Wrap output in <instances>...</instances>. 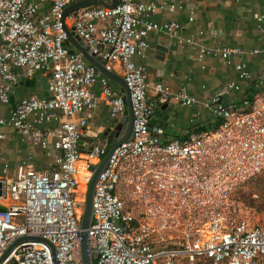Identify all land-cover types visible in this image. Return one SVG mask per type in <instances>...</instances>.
Masks as SVG:
<instances>
[{"label":"built area","instance_id":"obj_1","mask_svg":"<svg viewBox=\"0 0 264 264\" xmlns=\"http://www.w3.org/2000/svg\"><path fill=\"white\" fill-rule=\"evenodd\" d=\"M68 1L0 0V103L10 106L21 77L38 73L47 78L51 94L24 97L7 118H0V142L7 138L3 129L10 127L52 158L50 169L42 172L29 155L14 178L5 165L0 205L2 200L11 204L0 211V258L23 237L46 238L57 252L54 257L44 242H23L2 264H83L80 223L90 168L99 166L108 151L104 141L91 152L84 142L82 151L88 121L81 115L94 112L100 100L115 121L125 112L112 80L70 50L65 27L75 30L108 71L120 69L134 113L133 139L114 151L95 188L88 234L98 252L96 264H264V213L260 222L253 221L250 213L256 209L241 196L264 173V63L257 73L245 60L264 51L222 43L207 47L200 39L204 32L181 37L180 23L151 20L156 13L184 10L182 3L119 0L115 8L92 5L64 19ZM195 19L192 11L189 22ZM256 30L264 34V15H257ZM152 33L181 47H197L203 69L206 58L222 59L234 66L239 81L204 100L162 85L151 97L148 68L134 58L146 56ZM98 83L100 94L94 91ZM170 100L203 107L212 127L163 140L152 119ZM201 117L197 111L190 122ZM48 123L58 127L42 128Z\"/></svg>","mask_w":264,"mask_h":264},{"label":"crops","instance_id":"obj_2","mask_svg":"<svg viewBox=\"0 0 264 264\" xmlns=\"http://www.w3.org/2000/svg\"><path fill=\"white\" fill-rule=\"evenodd\" d=\"M147 4L161 5L164 2H176L184 5V10L177 13L164 11L151 16L157 23L175 21L182 25L179 31L181 37H200L204 46L212 47L222 43L228 47H238L245 50L260 49L264 51V34L256 30L257 15H264V0H141ZM49 6H44L43 10ZM194 11L196 19L189 22L190 14ZM150 49L145 57H136L137 64L148 68L149 94L155 96L154 88L162 85L170 91L185 90L200 100L208 99L230 82H238L234 66H227L219 58L208 57L205 60L206 69L197 60L198 48L195 46L181 47L177 40L169 39L163 34L152 33L149 37ZM73 52H79L74 45H68ZM238 58L234 62H238ZM251 70L259 72L264 63V53L246 57ZM121 76L117 67L114 71ZM113 82V81H112ZM244 89L246 88L243 82ZM112 87L120 91L118 84L111 83ZM243 89V90H244ZM100 94V84L94 87ZM245 93L238 94L242 96ZM50 97V87L46 77L38 73L32 78L21 77L19 86L15 90L10 106L0 103V118H7L9 112L22 98L28 96ZM164 105L163 120H157V128L163 131V140L186 138L199 130L210 129L213 125L210 113L201 106L184 107L176 100L161 103L156 111ZM201 111L202 117L193 124L192 115ZM81 117L88 121L86 142L97 141L108 128H113L119 121L111 118L110 109L103 100L94 112H85ZM77 118V117H76ZM57 123L44 124L42 128H57ZM7 138L0 142V180L4 179V167L9 165V176H16L18 168L29 155L34 156L35 167L42 172L50 168L52 158L48 157L36 142L25 141L23 137L10 127H5ZM105 144V142H102ZM8 176V177H9ZM3 204V203H2ZM8 205V204H3Z\"/></svg>","mask_w":264,"mask_h":264},{"label":"water","instance_id":"obj_3","mask_svg":"<svg viewBox=\"0 0 264 264\" xmlns=\"http://www.w3.org/2000/svg\"><path fill=\"white\" fill-rule=\"evenodd\" d=\"M97 4H105L111 8H115L119 4V0H69L68 6L65 9L64 19L69 17L70 15H76L77 12L86 7L97 5ZM67 36L70 42L78 49V51L90 62L94 65L97 70L102 74L107 76L112 81L116 82L120 87V92L123 95V100L125 103V112L117 125L113 128H108L104 131L103 135L97 137L98 140L92 143H89V151L91 152L93 148L98 144L99 141H104L106 143V149L108 151L107 155L103 158L101 164L97 167L93 166L90 168L93 177L88 186V192L86 195V202L84 206V211L80 223L81 230V239H80V255L83 264H96L97 251L92 249L88 230L91 228L94 222V212H93V203L95 196V188L101 177L102 173L107 169L110 159L114 153V151L120 147L124 143L130 142L134 137V113L132 107V99H131V91L127 86L125 80L117 75L113 71H108L105 68L104 61L98 58L96 55L92 54L85 46L84 43L77 36L74 29H69L65 27ZM167 108V105H164L160 108V110L156 111L153 116L152 124L157 127V120H163V111ZM84 142H86V138L82 137L80 141V147L82 151H84ZM3 196V183L0 182V197ZM6 208L0 205V211H5ZM29 241H40L48 244L51 249L54 257H56V248L55 246L49 242L46 238L43 237H23L14 241L8 249L4 252V254L0 258V264L4 262V260L14 251L15 247L23 242ZM57 264V262H55Z\"/></svg>","mask_w":264,"mask_h":264},{"label":"rangeland","instance_id":"obj_4","mask_svg":"<svg viewBox=\"0 0 264 264\" xmlns=\"http://www.w3.org/2000/svg\"><path fill=\"white\" fill-rule=\"evenodd\" d=\"M112 83L115 84L116 82L113 81ZM14 177L15 176H12L11 178ZM241 196L249 206H252L254 209H256L250 213V217L253 219V221L260 222L264 213V173L249 182L242 190ZM2 203L8 205L11 204V202L8 200H2ZM82 211H84V205Z\"/></svg>","mask_w":264,"mask_h":264},{"label":"bare ground","instance_id":"obj_5","mask_svg":"<svg viewBox=\"0 0 264 264\" xmlns=\"http://www.w3.org/2000/svg\"><path fill=\"white\" fill-rule=\"evenodd\" d=\"M81 189H82L83 192L86 191V187L85 186H81Z\"/></svg>","mask_w":264,"mask_h":264}]
</instances>
